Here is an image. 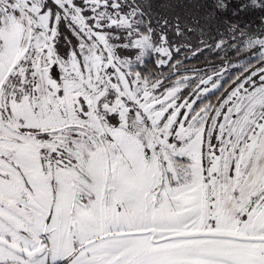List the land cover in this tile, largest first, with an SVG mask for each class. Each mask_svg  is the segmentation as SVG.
Wrapping results in <instances>:
<instances>
[{"label": "snow or ice", "instance_id": "obj_1", "mask_svg": "<svg viewBox=\"0 0 264 264\" xmlns=\"http://www.w3.org/2000/svg\"><path fill=\"white\" fill-rule=\"evenodd\" d=\"M0 264H264V0H0Z\"/></svg>", "mask_w": 264, "mask_h": 264}]
</instances>
